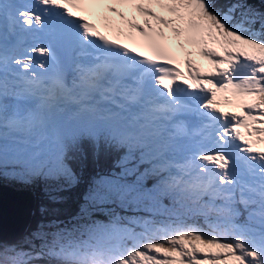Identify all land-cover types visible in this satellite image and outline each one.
I'll list each match as a JSON object with an SVG mask.
<instances>
[{
	"label": "snow or ice",
	"instance_id": "obj_1",
	"mask_svg": "<svg viewBox=\"0 0 264 264\" xmlns=\"http://www.w3.org/2000/svg\"><path fill=\"white\" fill-rule=\"evenodd\" d=\"M88 152L119 157L81 209L109 222L41 224L0 264H264V11L0 0V176L71 187Z\"/></svg>",
	"mask_w": 264,
	"mask_h": 264
},
{
	"label": "trees",
	"instance_id": "obj_2",
	"mask_svg": "<svg viewBox=\"0 0 264 264\" xmlns=\"http://www.w3.org/2000/svg\"><path fill=\"white\" fill-rule=\"evenodd\" d=\"M218 5L219 6H226L228 3L231 2V0H217ZM247 2L250 5H258V4H262V6H264V0H247ZM117 154L115 153H111V154H107V155H101L100 157H95L92 159H87V158H82L81 160H79L75 165V171L77 172V175L79 177V182L77 184H75L74 186L71 187H67L64 186L62 187V189H60V192L62 191L64 194L68 193V198L67 199L65 196L64 198H66V202L68 203V205H63V202H59L54 208H52V205L54 203H50L48 202L50 200V196L45 195L44 197L41 195L39 196L40 201H42L41 203H37L36 205V210L40 209L38 211H36L34 213L32 222L33 224L30 225L26 235L24 237H22L20 240L23 242L24 239L26 237H30L31 234L35 231H37L38 229V225L36 222H39L41 220L45 221L46 219L50 220V221H54V217H57L59 219H63L65 216L64 213L60 214L62 216H58L55 215L56 212L65 210V211H75L76 209H78L79 207H82L86 202H84V198H82V193L84 192H88L89 188L92 186V182L94 179L99 178V176L105 174V173H110L112 170L114 171H119V168L116 167V161L113 159L114 156H116ZM11 182L15 183L16 181H14L13 179H10ZM153 181L149 180L147 182V185L149 187H151ZM55 187V184L53 183L51 188ZM31 189L33 190H43L42 187L39 186H32ZM73 192H76V194L74 196H71ZM44 194V192L42 193ZM56 196V193L53 191V197ZM57 201L58 199L55 198ZM167 203H169L167 200H165ZM166 202H164L166 204ZM137 215L139 216H147L149 215L148 213H144V212H137ZM162 217H157V219H161ZM50 224L48 221L46 222L45 225ZM74 225H76L73 222H68V224L66 225L68 228H74ZM80 231L78 232H82L83 229L79 228ZM48 230L50 232H53V229L51 227H46L44 229V231L48 232ZM76 233V232H75ZM76 236V235H75ZM81 238H84L85 235H80ZM3 240H0V242H2ZM18 241H16V243H18ZM3 242H9V241H3ZM37 244L40 243V241H36ZM24 248H27L28 245L27 244H23ZM35 264H57V262L55 260L49 261L48 258H45L43 260L37 261L35 262Z\"/></svg>",
	"mask_w": 264,
	"mask_h": 264
},
{
	"label": "water",
	"instance_id": "obj_3",
	"mask_svg": "<svg viewBox=\"0 0 264 264\" xmlns=\"http://www.w3.org/2000/svg\"><path fill=\"white\" fill-rule=\"evenodd\" d=\"M11 193L12 192H11V190H9V188H6L4 186H0V229L3 228L5 225L7 226L6 223L9 222V221L11 223L15 222V219L11 220L12 218L9 221L6 220V218L2 217L1 214L8 212V210H14V211H21L22 210L20 204L8 199V198L12 197ZM26 194H27L26 195L27 196L26 199H28V200L32 199L31 206L30 207H26L23 210L24 212H22V213H25V210H28V216L29 217H28L27 221H23L21 223V225L15 227L13 230H11V229L0 230V238H4V239H8V240H15V239H17L19 236H21L25 232L27 224H28V222L30 220V217H31L32 210L34 208V197H32L30 193H26ZM9 202L15 203L16 207H10L11 205H10Z\"/></svg>",
	"mask_w": 264,
	"mask_h": 264
},
{
	"label": "rangeland",
	"instance_id": "obj_4",
	"mask_svg": "<svg viewBox=\"0 0 264 264\" xmlns=\"http://www.w3.org/2000/svg\"><path fill=\"white\" fill-rule=\"evenodd\" d=\"M264 8V7H263ZM114 170H112L111 172H113ZM119 171H120V169H119ZM119 171H115V172H119ZM110 172V173H111ZM107 174H109V173H105V174H103V175H107ZM32 186H36L35 184H34V182H31V183H27V187H29V188H31ZM45 190H46V188H45ZM4 192V191H3ZM54 192L56 193V191L54 190ZM57 195H56V198L57 199H60V198H62L63 197V195H62V193H56ZM166 204H168L167 202H166ZM105 209H107V208H110V207H112L111 205H108V206H103ZM90 208L91 209H97V208H95V207H92V206H90ZM241 209H242V206H241ZM99 211H101V212H105L106 214H107V221H105L106 223H108L109 222V219H110V216H109V214L106 212V211H102V210H99ZM116 211L121 215V216H128L127 214H122V212H123V210L122 209H116ZM22 212H23V210H22ZM62 213H64L63 211H59V212H56L55 213V215H58V216H62V215H60V214H62ZM66 214H64V216H65ZM70 215H71V217H73V215H72V213H70ZM15 218H17V216L15 215ZM14 218H12L11 220H13ZM87 216L86 217H83V220L79 223V225H78V227L76 228V229H79V228H81V226L82 225H87ZM97 219V221H100V222H104V221H102V220H100L98 217L96 218ZM46 222V220L45 221H43V220H41V221H39V222H36L37 223V225L38 226H40L41 224H44ZM48 222L50 223V224H52L53 222H55V224H56V226L55 227H51L52 229H53V231H56L57 230V228H60L61 229V225L63 224V223H65L66 222V219H59V218H57V217H54V221H50V220H48ZM198 224H200V226L201 227H206V225H204V223H203V218H199L197 221H196ZM62 228H68L65 224L63 225V227ZM69 229V228H68ZM76 235V236H75ZM81 232H76V233H74L73 234V237H71V238H81ZM83 235H85V237H86V239H87V233H84ZM4 241V240H3ZM0 242V245H2V244H17L18 246H21V247H23V243L21 242V241H18V243H16V242Z\"/></svg>",
	"mask_w": 264,
	"mask_h": 264
},
{
	"label": "bare ground",
	"instance_id": "obj_5",
	"mask_svg": "<svg viewBox=\"0 0 264 264\" xmlns=\"http://www.w3.org/2000/svg\"><path fill=\"white\" fill-rule=\"evenodd\" d=\"M9 190H11V198H8L9 200L11 201H14V202H17L18 204H20L22 210H24L26 207H30L31 206V202H32V199L31 200H28L26 199L27 198V194L28 192H17L15 191L13 188H9ZM10 203V207H16V204L13 203V202H9ZM22 210L21 211H14V210H8V212L6 213H3L1 214L2 217H5L6 220H10L11 218H14L15 219V222L14 223H11L10 221L7 222V226L5 225L3 228H1L0 230H8V229H11L13 230L15 227L21 225V223L23 221H27L28 219V210H25V213H22ZM3 212V211H2ZM24 212V211H23ZM15 215L17 216V218H15Z\"/></svg>",
	"mask_w": 264,
	"mask_h": 264
}]
</instances>
